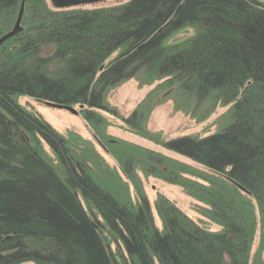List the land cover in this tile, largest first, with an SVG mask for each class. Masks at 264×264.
Instances as JSON below:
<instances>
[{"label":"trees","instance_id":"trees-1","mask_svg":"<svg viewBox=\"0 0 264 264\" xmlns=\"http://www.w3.org/2000/svg\"><path fill=\"white\" fill-rule=\"evenodd\" d=\"M24 1L22 31L0 47V264H264V3L131 0L60 10L47 0H0V39ZM190 26L192 38L166 45ZM140 76L201 121L231 107L218 133L158 140L212 175L107 135L99 112L116 113L108 91ZM24 96L84 105L120 172L91 141L59 133L20 104ZM156 100L125 120L146 138ZM138 171L204 203L219 231L164 196L159 228Z\"/></svg>","mask_w":264,"mask_h":264},{"label":"rangeland","instance_id":"rangeland-1","mask_svg":"<svg viewBox=\"0 0 264 264\" xmlns=\"http://www.w3.org/2000/svg\"><path fill=\"white\" fill-rule=\"evenodd\" d=\"M47 1L53 7L51 1ZM129 1L131 0H105L98 4L85 6L83 9L108 8L126 4ZM258 1L264 3V0ZM195 33L196 30L194 27H186L170 37L166 42V45L171 46L185 42L192 38ZM159 84V82H155L151 85L145 84L143 77L140 76L109 90L106 95V103L109 109L116 113H114V115L104 111L99 112L108 120L110 124L107 128V135L185 163L201 172L200 174H202V176L209 177L213 174V171L208 170L187 158L166 150L158 143V140L163 142L169 139H176L185 136L201 138L218 133L231 122V107L218 106L213 114L201 121L189 113L179 111L170 96L164 92L156 90ZM154 96L156 97L153 98ZM157 96L159 98L161 96V101L156 100ZM148 97L150 101L153 102L156 100L159 104L154 108L147 119L145 131L149 138H146L137 134L135 130L125 123V120L129 118L132 113L144 101H146V99H148ZM19 100L20 104L33 108L40 113L44 119L59 133L67 134L69 132H75L86 140L91 141L108 164L119 170V166L116 161L108 154L102 144L99 143L100 141H98L97 134L84 118L82 114V111L85 109L84 105H77L73 109H68L55 106L44 100L27 96L21 97ZM45 149L47 154L52 157L48 147ZM137 173L138 178L142 182L144 192L151 203L153 216L156 221V225L159 228H162V223L156 209V202L160 196H164L176 204L182 212L191 217L201 226L213 231H219V226L213 224L210 220L204 217V211L207 209V206L204 203L187 195L179 186L165 183L153 177L147 178L141 171H138ZM192 180L199 181L195 178H192ZM131 191L133 192L132 187ZM245 195L247 196V194ZM248 197L251 199L249 195ZM257 213L259 214L258 211ZM259 242L260 239L258 233L253 246V254H255L258 248ZM115 248L116 246L113 245L114 250Z\"/></svg>","mask_w":264,"mask_h":264},{"label":"water","instance_id":"water-1","mask_svg":"<svg viewBox=\"0 0 264 264\" xmlns=\"http://www.w3.org/2000/svg\"><path fill=\"white\" fill-rule=\"evenodd\" d=\"M50 1L53 7H55L56 9L63 10V9H72V8H83L85 6L101 3L105 0H50ZM24 13H25V1L22 4L21 11L14 29L0 39V47L5 42L17 36L22 31V20L24 17ZM58 107H62V106H58ZM62 108H68V107H62ZM68 109H73V108H68Z\"/></svg>","mask_w":264,"mask_h":264}]
</instances>
